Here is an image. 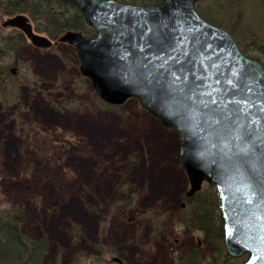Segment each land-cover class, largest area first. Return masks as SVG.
Wrapping results in <instances>:
<instances>
[{"label": "rangeland", "instance_id": "rangeland-1", "mask_svg": "<svg viewBox=\"0 0 264 264\" xmlns=\"http://www.w3.org/2000/svg\"><path fill=\"white\" fill-rule=\"evenodd\" d=\"M223 1L213 14L221 25L209 22L228 31L235 0ZM242 15L238 29L245 33L256 22L264 43V5L244 0ZM5 18L0 36H14L20 30L3 28ZM17 56L16 65L13 55L0 57V85L10 102L0 99V208H25L22 232L48 242L42 264H117L113 256L122 264H175L193 245L209 253L200 231L166 220L158 237L153 234L151 217H171L189 186L178 162V132L135 98L101 106L72 45L29 42ZM249 56L261 61L257 51Z\"/></svg>", "mask_w": 264, "mask_h": 264}, {"label": "water", "instance_id": "water-1", "mask_svg": "<svg viewBox=\"0 0 264 264\" xmlns=\"http://www.w3.org/2000/svg\"><path fill=\"white\" fill-rule=\"evenodd\" d=\"M58 1L78 9L94 34L68 30L52 42L21 13L2 26L19 29L38 48L72 45L80 74L103 102L135 98L164 127L174 128L189 183L184 195L193 196L203 183L214 185L227 253H246L241 264H264L263 62L199 14L202 0Z\"/></svg>", "mask_w": 264, "mask_h": 264}, {"label": "trees", "instance_id": "trees-1", "mask_svg": "<svg viewBox=\"0 0 264 264\" xmlns=\"http://www.w3.org/2000/svg\"><path fill=\"white\" fill-rule=\"evenodd\" d=\"M120 1L152 4L159 0ZM243 1L235 0L233 4L228 3L232 8L231 12L236 16L235 22L231 24L228 31L235 37V41L245 55L249 56L253 51H257L261 54L260 59L264 64V43L257 38V30L254 29L257 24H253L256 22L247 23L248 28L245 33L238 29L239 22L243 17ZM256 1L264 5V0ZM211 3L212 0H204L197 3L196 8L204 19L221 25L219 19L213 14L216 13L215 10L222 11L225 2L219 0L217 6ZM0 10V17H9L19 13L27 14L34 31L45 34L51 41H57L68 30L79 31L86 36L94 34L93 30L85 24L80 11L66 2L58 0H0ZM246 36L250 37L248 43H244L242 40ZM28 43V39L21 31H18L14 36H0V57L8 54L13 55L11 64L16 65L19 61L17 56L19 50ZM1 71L2 68H0V77ZM9 73L12 79L11 71ZM4 92V88L0 85V99L5 100L4 103H6L8 98L3 97ZM97 101L101 106H110L99 98ZM213 188V185H209L191 197L184 196V205L179 206L169 218L151 217L155 226L153 234L156 237L164 228L166 220L172 224L183 226L187 232L200 231L203 233L204 241L210 250L209 253H203L201 245H193L175 257V264H241L247 258L246 253L240 257H232L225 249L219 198L217 190ZM127 202L131 201L127 200ZM25 214V208L14 203H7L0 208V264H42L47 251V239L45 236L36 238L22 232L20 218Z\"/></svg>", "mask_w": 264, "mask_h": 264}, {"label": "flooded vegetation", "instance_id": "flooded-vegetation-1", "mask_svg": "<svg viewBox=\"0 0 264 264\" xmlns=\"http://www.w3.org/2000/svg\"><path fill=\"white\" fill-rule=\"evenodd\" d=\"M31 23V22H30ZM32 25V24H31ZM32 28H33V25H32ZM33 31H34V29H33ZM35 32V31H34ZM36 33H38V32H36ZM40 34V33H39ZM86 36V35H85ZM29 41V40H28ZM52 42H54V41H52ZM59 43V42H58ZM58 43H54L53 45H55V44H58ZM38 48V47H37ZM8 101H6V103H7ZM112 258V257H111ZM119 258V257H118ZM111 260V259H110ZM113 262V261H112ZM114 262H116L117 264H122V262H123V260L121 259V258H119V260L118 261H114Z\"/></svg>", "mask_w": 264, "mask_h": 264}, {"label": "bare ground", "instance_id": "bare-ground-1", "mask_svg": "<svg viewBox=\"0 0 264 264\" xmlns=\"http://www.w3.org/2000/svg\"><path fill=\"white\" fill-rule=\"evenodd\" d=\"M3 27V26H2ZM3 28H6V27H3ZM11 28H14V27H11ZM90 28V27H89ZM17 29V28H16ZM19 30V29H18Z\"/></svg>", "mask_w": 264, "mask_h": 264}]
</instances>
